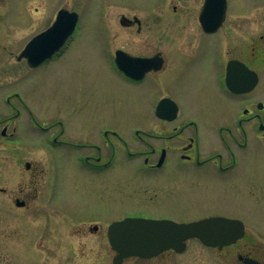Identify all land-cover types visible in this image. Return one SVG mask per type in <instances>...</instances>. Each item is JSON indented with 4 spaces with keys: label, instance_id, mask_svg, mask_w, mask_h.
Masks as SVG:
<instances>
[{
    "label": "rangeland",
    "instance_id": "1",
    "mask_svg": "<svg viewBox=\"0 0 264 264\" xmlns=\"http://www.w3.org/2000/svg\"><path fill=\"white\" fill-rule=\"evenodd\" d=\"M229 2L232 6L228 25L243 15L254 29L259 27V34H264V0ZM175 3L177 0H0V44L5 46L8 39L19 42L13 55L0 51V109L5 116L12 113L2 98L18 90V99L11 101L21 110L18 136L7 140L0 137V264H113L115 252L106 230L124 214L163 215L188 223L200 219L205 210L237 213L249 222V237L263 240L264 235L256 230L264 233V203L248 201L242 186L260 181L258 176L264 177V147L243 160L241 175L234 178L240 182L238 191L232 190V183L207 178L205 186L194 190L179 191L171 197L160 194L155 204L160 178L139 179L128 168L117 169L113 179L103 174L89 176L87 172L80 175L73 166L76 154L59 150L53 161L49 135L27 128L31 123L29 110L41 124L47 125L59 119L60 114H67L69 108L82 116H93L95 124L106 121L122 131H129L130 123L141 124L139 118H134L136 114H132L134 107L124 99L126 91L115 84H99L92 75L107 70L100 57L109 47L143 52L146 45L156 44L153 37L161 35L162 28L168 35L174 34L173 25L177 28L191 19L175 12ZM61 8L79 14L80 31L59 61L63 65L59 64L56 69L43 67L31 73L22 63H17L16 56L34 34L55 19ZM179 8L186 11L188 7L186 3H179ZM123 14L142 20L144 27L140 34L136 28L120 27ZM248 34L257 33L246 32L245 36ZM259 45L264 55V43ZM261 70L264 89V66ZM180 96L187 113L198 116L200 107L196 99ZM148 106L145 100L138 109L149 114ZM196 119L205 123L212 120ZM74 120L78 119L74 117ZM26 162L37 172L35 180L29 176ZM96 194L101 201L94 206L91 196ZM17 198L26 200L27 206H16ZM96 207L105 217L90 218L84 214ZM253 209L256 213L251 216ZM93 223L100 225L97 233H90L88 229ZM188 246V252L179 257L167 254L152 260L128 259L124 264H221L223 255L205 253L197 240L189 241Z\"/></svg>",
    "mask_w": 264,
    "mask_h": 264
},
{
    "label": "flooded vegetation",
    "instance_id": "2",
    "mask_svg": "<svg viewBox=\"0 0 264 264\" xmlns=\"http://www.w3.org/2000/svg\"><path fill=\"white\" fill-rule=\"evenodd\" d=\"M189 1L177 0L173 6L175 12L191 17L184 24L177 25V28L173 25L174 34L168 35L162 28V34L153 37L156 38V44L146 45L143 52L122 48L110 50L109 47L107 51H102L100 57L107 70L92 75V79H96L99 84H115L125 90L124 99L131 104L127 105L134 107L132 114H136L134 118H139L141 124L130 123L127 125L129 131H122V128L106 121L95 124L93 116H82L69 108L67 114H60L59 119L43 125L29 110L31 123L27 128L49 135L48 145L53 153V161L56 152L61 150L69 155H77L73 166L80 171V175L87 172L89 176L103 174L113 179L117 169L128 168L130 174L139 176V179L158 177L161 180L160 191L154 196L155 204L160 194L171 197L179 191L194 190L205 186L207 178L232 183V190L240 189V182L234 178L241 175L243 160L264 147V89L261 88V67L264 66L261 58L264 55L259 51V44L264 43V34H259V27L254 29L249 19L245 20L246 16L241 14L242 17H237L241 19L228 25L232 6L229 0L219 27L215 30L206 29V24L210 26L218 23L213 18L218 14L205 12L206 0H197L192 4ZM179 3H186L187 10L179 8ZM215 7L219 5L215 4ZM55 19H51L45 28L34 34L16 56L17 63H22L31 73L43 67L56 69L80 31L79 16L73 34L59 52L35 66L25 57L20 59L28 43L49 29ZM119 25L124 29L136 28L138 34L144 27L137 16L129 18L124 14L119 19ZM239 30L257 34L245 36L246 32L240 33ZM16 45H19L18 41L8 39L5 46L0 44V51L13 55ZM180 95L186 100L196 99L200 107L198 116L187 113ZM18 97L17 90L2 98L12 113L5 116L0 109L1 140L15 139L19 134L21 110L11 101ZM145 100L149 105V114H143L138 109ZM74 117L78 120H74ZM196 117L212 120L205 123ZM68 166L72 168L71 164ZM27 170L32 180H35L37 172L34 168L30 166ZM258 177L260 181L242 186L252 204L264 203V177ZM131 193L134 194L135 190L132 189ZM91 198L94 206L101 201L98 194ZM19 202L23 204L22 207L27 206L26 200ZM204 212L198 220L226 218L239 220L244 225V236L233 243L211 247L199 241L205 253L223 255L219 260L221 264H264V238L258 240L249 237L250 224L245 216L209 210ZM255 213L253 209L250 215L254 216ZM84 214L90 218L105 217L98 207L92 208V212L84 211ZM127 217L179 222L163 215L124 214L121 219ZM193 221L197 220L189 222ZM88 229L90 233H97L100 225L95 223ZM107 231L108 228L106 235ZM188 249L189 246L183 252L166 250L156 258L167 254L179 257L187 253Z\"/></svg>",
    "mask_w": 264,
    "mask_h": 264
},
{
    "label": "water",
    "instance_id": "3",
    "mask_svg": "<svg viewBox=\"0 0 264 264\" xmlns=\"http://www.w3.org/2000/svg\"><path fill=\"white\" fill-rule=\"evenodd\" d=\"M207 3L208 5L223 4V7L219 9L221 14L218 17V23L212 28L215 30L224 18L226 0H207ZM77 21V13L66 9L61 10L53 27L35 38L27 46L23 55L28 56L31 51L33 54L43 51L42 57L38 60L37 56H29L32 65H37L51 57L72 35ZM26 166L29 167L30 164L27 163ZM16 204L18 207L23 206L19 201ZM108 236L112 248L117 252L114 264H122L124 259L131 256L150 258L170 248L181 252L185 249L186 241L191 238H198L208 246H223L244 236V230L237 221L223 218L205 219L190 224L129 218L113 223L109 228Z\"/></svg>",
    "mask_w": 264,
    "mask_h": 264
}]
</instances>
